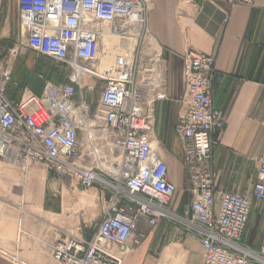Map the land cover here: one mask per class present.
<instances>
[{"label":"built area","instance_id":"built-area-1","mask_svg":"<svg viewBox=\"0 0 264 264\" xmlns=\"http://www.w3.org/2000/svg\"><path fill=\"white\" fill-rule=\"evenodd\" d=\"M227 2L253 6L255 0ZM17 5L19 48L49 58L71 74L64 84L47 82L40 95L27 91L19 100H10L6 92L16 52L4 55L0 160L22 173L41 165L76 190L97 187L101 195H108L90 238L67 234L47 244L52 258L59 264H121L147 230L163 219L198 236L203 264H264V241L258 253L238 244L252 201L264 202V162H257V179L245 195L217 190L211 170V148L224 129L222 113L212 107L214 59L201 54L184 57L185 92L174 132L183 153L190 205L177 216L170 210L177 187L153 135V104L166 99L161 67L158 60L152 62L155 53L150 62L142 63L134 48L130 62L120 56L100 69V57L111 58L116 52L105 50L104 37L114 33L144 40L145 1L17 0ZM93 94H98V103L91 116L87 96ZM113 151L119 152L116 167L107 172L103 165L111 163Z\"/></svg>","mask_w":264,"mask_h":264},{"label":"crops","instance_id":"crops-1","mask_svg":"<svg viewBox=\"0 0 264 264\" xmlns=\"http://www.w3.org/2000/svg\"><path fill=\"white\" fill-rule=\"evenodd\" d=\"M144 1L146 35L140 46L147 55L140 61L150 62L155 53L152 62L158 60L164 68L166 83V99L153 104V135L159 141V155L168 167L169 179L177 187L170 210L182 216L190 205L183 153L174 132L185 92L181 72L188 54L212 57L215 62L212 107L224 120V129L211 148L210 165L216 174L217 190L248 194L257 179V162H264V0H255L253 6H231L227 0H194L193 4L183 0ZM21 39L17 0H0V67L9 50L16 52L8 99L17 101L27 91L40 95L46 81L56 85L67 82L66 74L65 82L60 83L49 81L47 76H33L21 58L34 53L19 48ZM22 64L26 67L19 71ZM46 65L45 72L56 77L55 64ZM35 166L41 165L31 167ZM24 176L29 178V174ZM95 190L103 211L108 195L105 198L100 189ZM49 202L47 199L44 204L10 210L8 205L0 207L3 221L8 220L0 224V264H59L47 244L70 233L90 238L77 217H67L70 221L66 222L62 205ZM12 221L16 224L11 225ZM263 241L264 202L253 200L238 244L258 253ZM203 259L204 250L194 232L162 219L147 230L139 246L122 257L121 264H203Z\"/></svg>","mask_w":264,"mask_h":264},{"label":"rangeland","instance_id":"rangeland-1","mask_svg":"<svg viewBox=\"0 0 264 264\" xmlns=\"http://www.w3.org/2000/svg\"><path fill=\"white\" fill-rule=\"evenodd\" d=\"M120 39H122L119 42L120 43L119 46H121L122 48L121 51L116 49L118 47L115 42L111 44L112 47H110V49L113 52L115 49L116 51L115 53L120 54L121 57L123 56L122 58L129 57L130 59L132 56L131 54L132 45L126 44L125 42L127 41L134 43L133 49L135 48V52L139 51V54L137 55L138 61L140 60L141 57L142 59H144V56L147 55L144 53L145 49H143L142 51L140 42L138 40L135 41L134 38H129V40H126L123 37H120ZM114 44L116 45V47H113ZM126 49L129 51H127ZM127 52H129V54ZM135 52H134V58L136 59ZM103 59L106 60L108 58L103 57ZM21 60L27 62L31 72L33 73V76L35 77L47 76L48 80L52 82H56V83L65 82L64 75L66 74L67 77L71 74L70 69L61 66L59 64H56L49 58L38 56L36 54L29 53L26 57L21 58ZM47 63L55 64L54 66L57 67L54 70L57 74L56 77L52 75V73L47 74L45 72L44 69L47 67L46 65ZM110 64L111 63L108 62V65ZM25 65L24 64L20 65L21 68L19 69V71H21L23 67L25 68L26 67ZM105 68L106 67L103 66L100 67V69L102 70H104ZM163 69L164 68H161L162 77L164 76ZM37 84L38 83L35 84V88L39 90ZM87 101L90 105L91 116H93L98 103V94L87 96ZM104 155H105L104 151L101 152V156ZM118 156H119V152L113 151L112 160L110 163L111 165L104 164L103 165L104 170L106 171L109 170L107 172H111V169H114L116 167L115 166L117 162L116 158H118ZM27 172L28 173H22L16 167L8 163H4L3 161L0 160V207L8 205L9 206L8 210H10V208L19 209L22 208L23 206L30 207L32 205L44 204L45 200L47 203V199H49L50 200L49 203L54 204L55 206L62 205L63 217L66 222L69 223L70 220L68 218L75 216L80 220L81 226H85V230L83 229L84 234L87 236L93 234V232L95 231V226L99 221V217L102 211V202H101L102 200L101 198H97L95 194L96 191L95 189L97 187L87 190L86 192L81 190H76L75 188H73V186L70 185V182L67 179H57V178L53 179L52 177H49L46 174L47 172L41 166H35L33 168L31 167ZM25 174H29V178L27 179L24 178ZM179 192L180 190L178 189V193ZM43 195H45L46 198H44ZM84 200L86 201L84 202ZM3 210H5V208H3ZM2 213L3 212L0 213V224L4 225V222L8 223V220L6 219L3 221ZM12 224L15 225L16 222L12 221L11 225ZM4 233L5 232L3 231V234Z\"/></svg>","mask_w":264,"mask_h":264},{"label":"bare ground","instance_id":"bare-ground-1","mask_svg":"<svg viewBox=\"0 0 264 264\" xmlns=\"http://www.w3.org/2000/svg\"><path fill=\"white\" fill-rule=\"evenodd\" d=\"M136 36V35H135ZM135 36H132V37H123V38H125L126 40H129V38H134V40L136 41V37ZM119 39V40H118ZM122 39H120V36H117V35H115L114 33H112L110 36H106V37H104V40H103V47L105 48V50L107 49H110V47H112L111 46V44L112 43H116V45H117V47L118 48H116V49H118V50H120L121 51V46H119L120 45V41H121ZM126 44H130V45H132L131 46V49L133 50V47H134V43L133 42H125ZM116 45L114 44V46L113 47H116ZM125 46H127V45H125ZM127 50V49H126ZM127 51H129V50H127ZM131 51V50H130ZM128 54H129V52H127ZM131 54H132V52H131ZM117 57H120V54H117V53H114L113 55H112V57L111 58H108V59H106V60H104L103 59V57H100L101 59V65L103 66V67H106V64H108V62L109 63H112L113 61H114V59H117ZM131 58H132V56H131ZM131 58L129 59V57L127 58V61L128 62H130L131 61ZM77 75L79 76V70H77L76 72H75V77H77ZM31 171V170H30ZM177 195V194H176ZM176 195H175V197H176ZM87 197V196H86ZM89 197V196H88ZM86 200H84V202H85ZM174 220H177V218L176 217H174L173 218ZM72 234V233H71ZM54 260V259H53Z\"/></svg>","mask_w":264,"mask_h":264}]
</instances>
